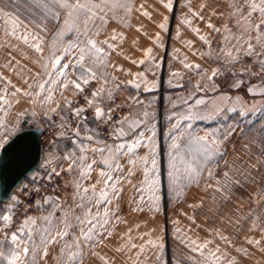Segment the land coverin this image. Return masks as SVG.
Instances as JSON below:
<instances>
[{
	"label": "rangeland",
	"instance_id": "obj_1",
	"mask_svg": "<svg viewBox=\"0 0 264 264\" xmlns=\"http://www.w3.org/2000/svg\"><path fill=\"white\" fill-rule=\"evenodd\" d=\"M162 1L165 2V0ZM120 2L131 3L132 1L120 0ZM167 3L151 6L155 8L156 12H160L158 8L165 7L164 5ZM234 5L239 6L241 11L247 15L248 9L245 0H182L180 8L184 14L181 16V25L179 24L177 27H187L190 29L195 26V23L200 24L199 21L203 22L205 38H210L204 44V60L206 58L216 62L218 60L222 61L225 58L230 59L228 56L229 52L233 56L239 55L240 59L238 62L228 64L230 69L228 71L225 70L222 81L235 77L233 75L234 72L238 74L241 73L242 69H247L246 71L251 70L253 73H258L257 75L248 77L251 81L264 83V72L260 71L257 58L244 55L243 49L237 53L236 37H242L243 41L256 45L257 52H260L261 48L257 45L255 31L251 33L250 40L249 34L243 32L241 25L244 21L238 12L233 14L235 12ZM142 6L147 7L148 5L142 4ZM173 7L174 4H172L171 10H169L170 19L168 18L169 20L166 22V31L170 26ZM6 11L11 12L29 30L34 32L39 31L36 25L40 23L28 21L9 8ZM111 15L110 13L107 24V26L111 25L110 35L107 38L113 34L115 27L113 24L117 20L125 21L126 19L124 18L127 17L128 13L123 8H117L115 9L116 19H112ZM166 15H168V11L165 10L162 16L166 17ZM6 19L0 18V44H4L7 40L6 46L0 47V77L4 78L0 80V95H5L4 89L7 81H10L16 87L26 88L21 78L13 71V67L17 71H19L21 66L26 70H30L26 71L28 77L40 71L39 66L33 63L37 58V54L32 49L15 39L5 37L4 29L11 27L9 24H6ZM253 19L254 22H258V14H253ZM185 20L190 21V23L185 24ZM209 25H212V27H209ZM225 25L230 29V32L225 31ZM58 26L59 22H56L54 25L50 21H47V31L40 32V35L44 39L45 55L49 54L48 44ZM216 29H219V31ZM99 39L104 40L105 38L101 35ZM115 42L116 40L111 41L113 44ZM14 45H18L27 55L25 56L18 52L13 47ZM244 47H247L246 43ZM9 60H11L12 67L6 66L9 64ZM109 60L110 50L108 67L106 69V74L109 76L107 84H104L102 80H93L89 85L84 86V92L80 94H75V89L70 85L64 91V95L73 101L72 108H76L86 106L85 96L90 98L91 92L98 88L105 87L113 91L114 99L110 101L105 97L102 104L107 109H112L111 117L114 118L115 124L110 131L104 127L103 120H96L93 114L94 109L88 108L83 114L86 119L84 120L83 127L80 129V137L73 139V130L77 127L78 122L72 116L70 109L64 112L58 110L57 113L50 114L51 119H48L43 114L39 104L32 105L27 97L6 96L11 101L12 107L8 109L6 115L0 112V118H3L8 128L15 126L19 130L29 127H42L43 129L44 145L42 160L38 169L29 176H40L46 169H55L64 174L63 186L57 191L46 195V197H51L52 200L47 204L44 203L42 209L34 210L28 215L23 214L19 217L17 205L11 213L8 211L9 206L13 204L11 198L1 201L0 215L10 214L12 216V223L7 226L6 231L9 234L17 231L26 217L35 218L36 224L31 226L33 240L37 245L34 264H58L63 241L57 238V242L49 244L47 255H45L43 246L40 244V230L49 227V221H52L55 224L56 231H61L63 229L61 217L65 213H68L69 219L74 225L70 230V235L65 238L66 241L70 242L72 240V233L76 236L80 234L79 227L75 226L73 217L84 216L85 209L78 206L82 203L86 207H91L93 214L99 211L101 217H103L105 208L110 210L108 224L103 228H99L98 226L99 235H97L91 245L84 249L82 264H104V261L100 257H105L108 264H212L214 258L210 257L209 253L215 252L217 248L220 251L216 252V256L221 257L219 264H229L231 260H235L237 264H264V164H258L257 169H250L252 175L256 177L254 182H244L242 180L243 187L230 186L232 187V191L229 193L215 190L217 187L216 181L223 180L225 172H229L233 179L238 178L234 171H230L237 167L236 164H233L235 158L238 157L239 164H242L244 167H248L250 164H257V157L264 160V153L260 150L264 146V103L253 107L252 112L245 117L241 118L236 114L234 115L235 130L223 143L226 155L223 158H216L219 163L213 167L214 177L211 179L207 178V172H205L199 185L192 183L184 187L183 195L181 196L176 195L177 185L169 179L168 175L170 171L169 154L172 152L171 144L173 137H178L181 133H184L186 137L188 132L203 136L206 131L211 129H220V132L223 133L228 128L224 127V123L227 122L226 120H221L216 127H197L198 124L180 121L178 123L179 126L173 128V126L159 127L161 123L158 119H155L148 127H140L133 136L120 142L109 143V145L128 143L140 132L144 133L142 145L136 150V156L143 157L148 155L150 161L152 159V156L149 154L150 150H155L159 174V185L155 195L159 197V211L152 210L153 202L150 197L153 193L144 190L147 186L143 184L144 172L142 163L137 160L134 174L129 178L127 173L132 165L128 163L126 156L119 161L122 171L113 173L114 176L119 175L121 178L118 183V197L112 196V190L109 189L111 203L102 202L100 205H95L93 201L92 204H89L88 201H80L75 195L76 190L72 181L79 176V171L69 172L68 165L70 161L65 160L64 157L71 154L73 159H75L79 156L78 145L81 140H83L85 145L98 147L102 145H99L97 142L110 137L113 139L114 135H116V125L127 105L124 100L120 102V92L126 89L127 86L116 80L115 74L110 70ZM17 61H19V65L16 64ZM67 62V60L62 61V63ZM238 69L240 70L238 71ZM78 75V72H73L70 75V79H75ZM116 85H119L118 91L116 90ZM11 91L12 89L9 87L8 92ZM56 98L60 100L59 92L56 93ZM17 99L20 100L19 103L15 102ZM148 102L154 103L155 100L151 99ZM60 103L63 107L64 101L60 100ZM32 110L36 112L35 117L31 115ZM21 112L25 114L19 118V124L17 125L18 114ZM61 116L72 118V122H69L70 127L68 128L71 129L70 131L60 127ZM189 125H191L190 128ZM241 129L243 130V135H241ZM17 131H14L11 136L5 135V139L9 140ZM153 131L155 132L154 137ZM3 132L4 129L0 128V133ZM62 132L64 133L63 137H61ZM68 133H71L73 137ZM87 135H93L94 139L92 141L84 140L83 138ZM148 138H152L151 141ZM69 141L71 143L67 144ZM180 142L183 143L184 141ZM246 148L250 150V154L245 153ZM86 155L90 157L89 163H91V159H96L97 161L100 159L99 153L93 154L90 150ZM150 166L149 163L148 167ZM102 168L103 165H93L90 177L81 181L83 187L89 189V198L92 195L93 185L96 186L97 195L103 187L102 183H97L99 172ZM19 190L18 188L17 192ZM81 194L83 195L82 192ZM225 194L228 196V199H224ZM141 196H143V201L140 199ZM193 205H199V207H193ZM138 206L143 211L133 210ZM45 217L48 219H44ZM253 221L256 223L255 227H253ZM4 228L3 221L0 220V229ZM3 235L4 232H0V239L3 238ZM221 235L226 236L230 243L222 240L220 238ZM248 240L259 241V244H249ZM149 241H153L155 244L149 243ZM191 241H195L196 244H204L207 241H211V243L203 249L204 256H201L199 252L191 250L192 247H195V245L191 244ZM160 244H163V248L159 247ZM29 247L31 248V245ZM118 249L120 250L118 251ZM238 249L246 250L247 254L237 251ZM94 253L99 255H94ZM205 257L208 259L206 260ZM25 259L29 261L33 260L31 251Z\"/></svg>",
	"mask_w": 264,
	"mask_h": 264
},
{
	"label": "snow or ice",
	"instance_id": "obj_2",
	"mask_svg": "<svg viewBox=\"0 0 264 264\" xmlns=\"http://www.w3.org/2000/svg\"><path fill=\"white\" fill-rule=\"evenodd\" d=\"M14 2V0H0V18H7L6 24H9L10 28H5V37L8 39H15L24 46L32 49L36 54L37 58L33 61L39 66L40 71L33 73L31 77L26 75V70L23 66L20 67L19 71L13 67V71L21 78V80L26 85V88H19L12 85L10 81L6 82L4 89L5 95H0V112L7 114L8 109L12 107V103L6 96L11 97H27L32 105L39 104L43 114L48 119H51L52 113L64 112L68 109L71 110L72 116L77 119V127L73 130V135L77 138L80 137V129L83 127L84 120L86 117L83 114L88 108L94 109V117L96 120H103L108 122L112 119L111 112L112 109L102 107L105 97L112 101L114 99V92L110 91L105 87L98 88L91 92L90 98L85 96L86 106L72 108L73 101L69 100L65 95L64 91L71 85L75 89V94H80L84 92V86L89 85L93 80H102L104 84L109 81V76L106 74V69L108 67V56L109 50H114L115 45L111 43L117 39V33L113 30V34L104 40H100L99 37L103 34L108 22L109 14L111 13V18L116 19L115 9L123 8L126 13H131L132 4L130 2L121 3L120 0H27L29 5H35L36 8L42 10L41 23L36 25L39 31H31L24 25L17 17H14L11 12L6 11V9ZM246 7L248 9L247 15H245L239 6L234 5L235 14L238 12L244 23L241 25L244 33L249 34V40L251 39V33L256 32V42L260 46L261 51H256V45L251 42L243 41L242 37H236V49L237 53L243 49L244 55L249 57H256L257 63L259 64L260 71L264 72V0H245ZM166 8L171 10L172 3L171 0L164 5ZM253 14H258V22H254ZM144 15H148L147 12ZM59 22L57 30L53 33L52 38L48 44L49 54L44 53V39L40 35V32L47 31V21L48 20ZM201 19H203L201 17ZM167 17H165V23H161L159 27L161 29H166ZM185 24H189L190 21L185 20ZM239 23V21H238ZM212 27V25H209ZM219 31V29H216ZM193 31H198V29H193ZM225 31H229L225 25ZM159 40V34L156 37ZM201 40H205L203 36L200 37ZM207 42V41H205ZM247 47H244V44ZM7 44V40L4 44H0V47H4ZM18 52L22 55H27L19 48L18 45H14ZM151 49H147L144 53L145 57H149ZM230 57L229 63L238 62L239 55L233 56L231 52L228 53ZM67 60V63H62V61ZM135 63V61H133ZM140 64L145 63L144 60L139 61ZM19 65V61L16 62ZM12 67L11 60L9 64L6 65ZM185 67H191V65H185ZM199 67L198 65L196 66ZM73 72H78L79 75L75 79H70V75ZM131 75V73H129ZM220 74L219 69H214L211 76L208 77L212 80L213 77ZM249 76L257 75L258 73H253L251 70L247 71ZM143 76V73L139 74ZM236 75H243V72ZM0 77V80H3ZM243 83L242 80L237 79L232 84L233 87H239ZM129 85L139 88L140 85L134 80L128 81ZM12 91L8 92V88ZM199 87V85H197ZM215 87V85H213ZM119 85H116V90L118 91ZM249 92L255 93V88H249ZM261 94H264V89H259ZM59 92L60 100L64 101V106H61L60 100L56 98V93ZM221 99L227 100L228 97H221ZM237 103L240 105L237 107L236 104L228 108V111L235 112L239 117H245L248 112L252 109H246L245 106L240 102V98H236ZM19 103L20 100L15 101ZM139 103V101H137ZM202 100H197L196 104H202ZM55 106H51V105ZM217 113L220 111L216 110ZM25 113L21 112L18 114L17 125L19 124V118L23 117ZM32 117L36 116L35 110L31 111ZM149 114L147 112L143 113L144 117ZM191 120L194 115H189L186 117ZM203 119L205 117L200 116ZM141 123L139 119L129 120L128 117H124L123 120L119 121V128L115 129L119 136H124L125 132L124 126L127 125L128 132L134 133L136 128ZM179 124L173 125V128H177ZM60 127L67 130L70 127L69 118L61 116ZM191 125H189V128ZM0 128L4 129L3 133H0V149L5 148L8 144V140L5 139V135L11 136L14 131L19 130L17 127L8 128L4 123L3 118H0ZM235 127L229 126L223 133L220 129H211L205 132L203 136L196 135L192 132H188L185 137L184 133L180 136L173 137V142L171 144L172 152L169 154V179L177 185L176 195H183V188L195 183L199 185L203 174L207 172V178L211 179L214 177L213 167L218 165L219 161L217 157L223 158L226 155V151L223 149V143L226 141L234 132ZM243 130L241 129V135H243ZM64 133H61L63 137ZM155 132L153 131V137ZM84 140L92 141L94 139L93 135H87L83 138ZM144 139V133L140 132L135 136L131 142L128 143H115L108 145L103 143L102 146L90 147L83 143V140L78 145L79 156L73 159L72 155H66L65 160L70 161L68 165V171L74 172L79 171V176L75 178L72 183L75 188V195L80 201H88L92 204L93 201L95 205H100L102 202L111 203V198L109 196V189L112 190V196L118 197V183L120 176H114L113 173H119L122 171V166L119 163L120 159L123 157L128 158V163L132 165L129 168L127 176L130 178L134 174V169L139 160L143 165L144 180L143 184L147 186L146 189L151 195L150 199L153 202V211H159L158 200L159 197L155 195L158 190L159 185V174L157 167V160L155 159V150H150V155L152 159L149 161V156L137 157L136 150L141 147L142 140ZM151 141L152 138H148ZM180 141H184L181 143ZM75 143V141H74ZM93 154L99 153L100 159H91V163L88 162L90 157L86 155L88 151ZM261 152L264 153V146L261 147ZM246 154H250V150L245 149ZM257 164H250L248 167H244L239 164V158H235L233 164L237 167L230 171H234L237 175V179L225 172L223 175V180H217L216 191L229 193L232 191V187L242 188L244 182H254L256 177L252 175L250 169H257L258 164H264V160L257 157ZM150 163V167H148ZM100 164L103 168L99 172V180L97 183H102L103 187L100 189L98 195L96 193V186H92L91 198L88 196L89 189L83 187L81 181L88 179L90 173L93 170V165ZM52 175L59 176L60 173L52 169L49 179ZM112 182V183H110ZM232 186V187H230ZM135 187V186H134ZM83 193V195L81 194ZM7 195V192H5ZM58 199V198H57ZM143 201V196L140 197ZM224 199H228L225 194ZM11 200L13 204L9 206L8 211L11 213L19 202L18 197L12 196ZM52 200L51 197H46L43 203L47 204ZM39 204L40 202L37 201ZM79 207L85 209L84 216H74L75 226L79 227V236L72 233V240L66 241L65 238L70 235V230L74 226L69 219L68 213H65L61 217V223L63 224V229L61 231H56L55 224L49 221V227L41 229L40 244L43 246L44 254L47 255L48 245L57 242V238L63 241V246L61 248L60 257L58 264H82V259L84 255V249L91 245L97 235L98 226L103 228L108 224V217L110 210L108 208L104 209L103 217L100 216L99 211L95 214L92 212L91 207H86L84 204H79ZM193 207H199V205H193ZM134 211H143L139 206ZM44 219H48L45 217ZM0 220L3 221L5 226L4 229H0V232H4L3 238L0 239V264H34V257L36 254L37 245L33 240V225L36 224V220L33 217H26L23 224L17 231L11 232L10 234L6 231L7 226L12 223V216L10 214L0 215ZM95 221V222H94ZM256 226L255 221H253V227ZM55 233V235H53ZM220 238L226 242L228 238L221 235ZM183 242V241H182ZM149 243L155 244L153 241ZM211 241H207L204 244H196L195 241H191V244L195 245L192 247L193 252H199L201 256H204L203 249ZM249 244H259V241L248 240ZM31 245V248L29 247ZM135 247V245H133ZM163 248V244L159 245ZM120 249H118L119 251ZM31 251L33 255V260L29 261L25 259L29 252ZM220 249L217 248L215 252H210L209 256L213 257L212 264H219L221 257L216 256V252ZM237 251H242L245 254L246 250L238 249ZM94 255H99L94 253ZM104 264H108L105 257H100ZM207 260L208 258L205 257ZM229 264H237L235 260L229 261Z\"/></svg>",
	"mask_w": 264,
	"mask_h": 264
},
{
	"label": "crops",
	"instance_id": "obj_3",
	"mask_svg": "<svg viewBox=\"0 0 264 264\" xmlns=\"http://www.w3.org/2000/svg\"><path fill=\"white\" fill-rule=\"evenodd\" d=\"M131 1L132 11L124 18L126 20H117L113 24L117 39L114 50H110L109 67L115 74L116 80L127 86L120 92V102L124 100L127 105L119 121L128 117L129 120L139 119L141 123L134 133L128 132V127L125 125L126 135L119 136L115 131V137L106 138L102 141L103 143L109 145L111 142L125 140L133 136L140 127L151 125L155 119L160 121L159 127H171L180 121L198 124L197 127H216L221 120L227 121L224 127L234 126V115L238 114L228 111V108L234 104L237 107L240 106L237 103V97L246 109H252L264 103V94L259 91L264 89V83L251 81L248 78L250 76L247 74V69L240 71L243 75L222 81L225 70L230 69L229 59L225 58L216 62L206 58L204 60V44L210 38H205L202 21H199L200 24L195 23V26L190 29L177 27L181 25V16L184 14L180 8L182 0L171 2L174 7L167 31L161 29L159 25L165 23L163 11H168L167 21L170 19L169 9L159 7L160 12H156L151 5H161L169 0L165 2L162 0ZM142 4L148 6L144 7ZM145 12L148 13L147 16L144 15ZM110 26H106L102 34L105 39L110 35ZM157 34H159L158 41ZM201 36L205 40H201ZM149 48L152 51L146 58L144 53ZM141 60L145 63L140 64ZM186 64L191 67H185ZM214 69H219L220 74L209 80L208 77ZM140 73H143V76H140ZM237 79L242 80L243 83L239 87H233L232 84ZM130 80H134L140 87L129 85ZM249 88H255V93L249 92ZM221 97L230 99L224 100ZM151 99L155 102H148ZM197 100H202L203 103L197 105ZM101 106L107 109L105 105ZM217 109L220 110L218 113ZM144 112L149 115L144 117ZM189 115H194V118L187 119ZM200 116L205 118L201 119ZM119 127L117 123L116 129ZM70 143V141L67 142V144ZM97 143L101 145L100 142Z\"/></svg>",
	"mask_w": 264,
	"mask_h": 264
},
{
	"label": "water",
	"instance_id": "obj_4",
	"mask_svg": "<svg viewBox=\"0 0 264 264\" xmlns=\"http://www.w3.org/2000/svg\"><path fill=\"white\" fill-rule=\"evenodd\" d=\"M42 133V127L20 129L1 149L0 201L10 199L14 190L38 169L43 154Z\"/></svg>",
	"mask_w": 264,
	"mask_h": 264
},
{
	"label": "built area",
	"instance_id": "obj_5",
	"mask_svg": "<svg viewBox=\"0 0 264 264\" xmlns=\"http://www.w3.org/2000/svg\"><path fill=\"white\" fill-rule=\"evenodd\" d=\"M69 122H72V118H69ZM115 121L114 118L108 122L103 121L104 127L108 129V131L112 130L114 127ZM71 129H68L70 131ZM72 135L71 133H68ZM42 142L44 145V137L42 136ZM52 170L46 169L40 176H29L27 180H24L13 192V196L18 197L17 205V213L20 217L21 215H28L32 213L34 210H39L44 207V199L46 195L49 193H53L60 189L64 183V174L61 171L60 175H52V178L49 179V175ZM20 189L17 192V189ZM37 201L40 203L38 204Z\"/></svg>",
	"mask_w": 264,
	"mask_h": 264
},
{
	"label": "trees",
	"instance_id": "obj_6",
	"mask_svg": "<svg viewBox=\"0 0 264 264\" xmlns=\"http://www.w3.org/2000/svg\"><path fill=\"white\" fill-rule=\"evenodd\" d=\"M8 8L28 21L41 23L42 10L36 8L35 5H29L27 0H14V2ZM48 21L54 25L56 24V21H52L50 19ZM28 178L29 176L25 180Z\"/></svg>",
	"mask_w": 264,
	"mask_h": 264
}]
</instances>
